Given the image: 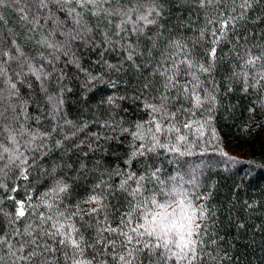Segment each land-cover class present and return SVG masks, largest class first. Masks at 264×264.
<instances>
[{"label": "trees", "instance_id": "obj_1", "mask_svg": "<svg viewBox=\"0 0 264 264\" xmlns=\"http://www.w3.org/2000/svg\"><path fill=\"white\" fill-rule=\"evenodd\" d=\"M240 2L103 0L95 15V7L81 8L75 2L61 6L53 0L42 7L41 0H5L0 5V67L5 73L0 75V264H12L9 245L19 249L29 239L19 233L29 224L35 227L41 214L53 216L49 224L71 217L85 239L94 242L97 221L107 217L115 228L130 208L129 186L121 187L125 173L145 177L141 193L148 198L157 169L166 193L175 189V200H191L204 209V218L197 221L199 237H194L200 241L199 258L193 264H264V81L245 93L239 82L229 79L233 71H244L241 57L246 59V53L264 56V0H251L246 11ZM149 9H154L149 19L155 23L140 21L136 27L142 31L132 32L136 17ZM124 13L132 22L121 24L128 19ZM74 14L87 26L81 31L88 43L72 41L68 47L74 56H66L65 42L79 27ZM230 17L235 19L221 35L219 21ZM213 30L220 36L213 72L200 74V79L216 103L211 112L193 109V119L203 123L210 118L203 136L196 126L190 133L184 130L198 147L183 156L157 149L127 163L132 145L141 143L130 133L152 119L144 105L158 103L164 79L160 73L173 63L183 70L185 51L208 63ZM260 64L264 61L257 69ZM29 65L41 79L28 71ZM21 69L24 75H17ZM247 71L251 77L255 70ZM189 79L181 74L179 83ZM110 96L115 103L107 102ZM180 106L169 102L172 110ZM64 186L66 191H59ZM94 195L103 208L89 215L99 207L86 202ZM17 201L31 215L17 220ZM136 215L143 222L142 213ZM111 238L115 251L96 245L85 250L84 258L92 264H116L113 257L122 254L123 237ZM39 242L57 251L46 254L47 259L17 264H71L70 248L43 233ZM28 247L17 255H25ZM161 252L156 249L145 264H175L161 259Z\"/></svg>", "mask_w": 264, "mask_h": 264}, {"label": "snow or ice", "instance_id": "obj_2", "mask_svg": "<svg viewBox=\"0 0 264 264\" xmlns=\"http://www.w3.org/2000/svg\"><path fill=\"white\" fill-rule=\"evenodd\" d=\"M4 2L5 0H0V5H3ZM51 2L53 0H41V6L47 7V4ZM54 2L61 6L75 2L81 8L91 5L96 8V11L93 12L95 15L102 10L97 6L101 5L103 0H54ZM207 2L210 3L211 0H207ZM204 3L205 0H201V4ZM251 6V0H241L239 5L245 11L251 8ZM153 11L154 9H149L146 13L139 14L136 17V21L133 22L131 31L135 33L142 31L141 28L136 27L140 21H143L145 25L155 23L154 20L149 19ZM74 15L76 24L79 27L75 34L71 35L65 42L64 54L66 56H74V53L68 47V44L72 41L82 40L88 43L87 38L83 34V32L87 31V26L82 22L78 14ZM124 15L128 16V19L122 20L121 24L132 22L130 15L127 13H124ZM232 19H235V17L219 21L221 35L229 27ZM120 27L121 25H117L118 29ZM212 36L214 37L212 40L213 47L206 52L209 58L208 63L205 64L198 60H193L185 51V58L180 61L184 65L183 70L173 63L172 69L160 73L164 79L161 82L162 90L157 97L158 103L144 105L150 111L152 119L146 124H137L135 126L136 130L130 133L134 141L139 140L141 143L132 145L127 163L130 164L137 157H143L148 153L156 152L157 149L183 156L185 154H192L193 149L198 147V144L190 139L184 130L190 133L193 127L196 126L199 135L203 136V129L209 123L210 118L203 123L193 119L197 114L193 109L197 111L203 109L211 112L216 103L215 94L213 91L202 88V81L200 79V74L210 76L213 72L216 58L215 44L219 42L220 36L217 35L216 30L212 31ZM174 46L183 50V46L179 44ZM245 55L247 56L246 59L241 57L243 60L241 67L244 71H233L232 77L229 79L239 82L241 90L247 93L249 88H256L264 81V64H260L259 69H257L258 63L264 61V56H253L250 53H246ZM128 59H132L131 54H129ZM73 63H75V60ZM108 67L113 68L114 66L108 65ZM250 68L255 70L251 77H249V72L247 71ZM28 71L35 75L37 79H41L38 70L33 69L30 65L28 66ZM168 72L171 74H168ZM4 74V69L0 67V75ZM181 74L190 77L184 84L179 83ZM17 75H24L23 69ZM91 79H95V77H91ZM249 79L252 80V83H249ZM9 87L11 90H15L16 85L10 84ZM231 90L229 88V91ZM201 92L204 94L201 95ZM173 100L179 102L181 105L179 108H175V110L169 108V102ZM107 102L109 104L115 103L111 96ZM185 102H187L188 107L183 106ZM124 131H128V129H124ZM222 155L227 156V153H222ZM158 171L157 169L152 172L151 179L156 183H154V190L149 193L148 198H145L141 193V189L144 187L141 182L145 177L143 175L137 176L135 172L125 173L126 178L123 180L121 187L123 188L125 185L129 186L126 190L130 189L133 198L132 202H130V208L122 213L120 224L115 228L111 227L107 222V217H104L103 221H97L94 242L85 239L80 230L71 222V217H64L63 222L57 218L54 223L49 224L50 221H53V216L48 215L45 217L41 214L38 217L39 223L35 227L29 224L23 233H19L21 236L29 237L28 240H25L21 244L19 249L14 251L13 247L9 245L8 252L11 256L15 257L12 264H17V261L38 260L40 257L47 259L46 254L51 255L57 251L56 248L49 246L46 242L43 244L39 242L41 233H43V237L51 238L58 246L72 250L71 264H92V260L84 258V252L87 248H94L96 245H102L103 248L112 246L115 251L116 241L111 238L113 236L123 237L121 241L122 254L113 257L116 264H135L137 261H139V264H145V261H151L156 249L163 250L160 253V258L165 261L174 260L175 264H193L199 258L197 247L200 241L194 237H199L200 225L197 221L204 218V209L202 206H194L191 200H175V189H171L166 193L162 186L163 181H159L157 176ZM129 181L136 186L132 188L129 185ZM66 189L67 186H64L59 188V191H66ZM195 198L203 199L202 196H196ZM86 202L99 206L90 209L89 215H94L103 208V203L98 196H91ZM145 205L150 206L152 210L149 211ZM137 213H142L143 222H140L141 217L137 216ZM28 215H31V213L24 202L17 201L15 204V218L19 220ZM60 216L63 217L64 214L61 213ZM134 220L136 221L135 227L132 226ZM45 225H49V227L46 228ZM105 233L108 235L106 236ZM2 243L3 241H0V244ZM25 245L29 246L27 253L25 255H17V252H24ZM141 254H143L142 260L139 259Z\"/></svg>", "mask_w": 264, "mask_h": 264}]
</instances>
